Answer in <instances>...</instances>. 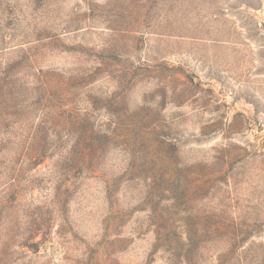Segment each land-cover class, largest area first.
Returning <instances> with one entry per match:
<instances>
[{"label":"rangeland","instance_id":"rangeland-1","mask_svg":"<svg viewBox=\"0 0 264 264\" xmlns=\"http://www.w3.org/2000/svg\"><path fill=\"white\" fill-rule=\"evenodd\" d=\"M0 264H264V0H0Z\"/></svg>","mask_w":264,"mask_h":264}]
</instances>
